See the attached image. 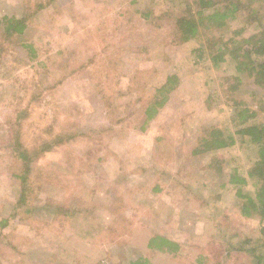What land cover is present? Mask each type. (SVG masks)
I'll return each mask as SVG.
<instances>
[{
	"label": "rangeland",
	"instance_id": "obj_1",
	"mask_svg": "<svg viewBox=\"0 0 264 264\" xmlns=\"http://www.w3.org/2000/svg\"><path fill=\"white\" fill-rule=\"evenodd\" d=\"M196 7L0 0V18L27 25L7 36L0 24V264H254L222 253L225 239L255 241L264 226L241 215L229 183L257 159L232 117L247 109L257 112L247 125L264 122V85L229 56L196 62L204 32L177 43V19ZM231 27L256 32L243 17ZM172 76L176 88L147 121ZM213 129L234 146L193 155ZM157 235L180 245L177 256L147 249Z\"/></svg>",
	"mask_w": 264,
	"mask_h": 264
},
{
	"label": "trees",
	"instance_id": "obj_2",
	"mask_svg": "<svg viewBox=\"0 0 264 264\" xmlns=\"http://www.w3.org/2000/svg\"><path fill=\"white\" fill-rule=\"evenodd\" d=\"M196 10L189 9L183 16L177 19L178 42H187L199 37L204 32L207 44L196 48V62L212 58L215 65L224 62L229 56L240 74L247 73L254 82L264 85V0H194ZM220 4H223L220 6ZM190 7V6H189ZM245 19L248 24H256V32L242 36L244 29L232 30L233 21ZM0 24L4 25V33L7 36L23 35L27 25L26 20L4 17L0 18ZM219 30L231 32V37L212 36L205 33L206 30ZM219 35L221 33H218ZM22 47L26 48L25 45ZM177 76L169 77L166 83L158 91L163 96L159 103L152 104L146 110L147 121L154 118L159 109L166 103L167 95L176 88ZM257 117V112L241 110L238 115L232 117L236 123V135L245 138L244 141L254 145L257 149V159L247 177L235 171L230 177V184L237 188L236 198L240 202V212L244 218L260 219L264 221V122L247 125ZM236 139L233 135H227L221 129H213L204 135L198 146L193 150V155H204L234 146ZM27 153V152H26ZM25 159V157H24ZM22 177L21 175H18ZM26 184L25 175L20 178ZM249 179L256 181L253 192L245 188ZM25 193V191H24ZM24 200V198L22 199ZM211 227L213 224L211 223ZM216 227V224H215ZM217 230V229H216ZM226 246L222 255L242 252L253 258L254 264H264V226L260 229V238L253 241L250 238H242L234 235L225 239ZM235 242V243H234ZM236 244V245H234ZM147 249L161 255H176L180 245L173 240L154 236L147 242ZM131 264H153L148 258L142 257ZM217 264H222L217 262Z\"/></svg>",
	"mask_w": 264,
	"mask_h": 264
}]
</instances>
